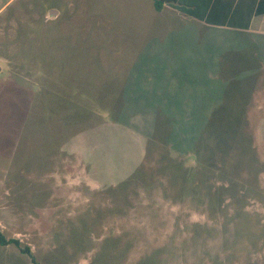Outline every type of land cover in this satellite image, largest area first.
Wrapping results in <instances>:
<instances>
[{
  "label": "rangeland",
  "instance_id": "rangeland-1",
  "mask_svg": "<svg viewBox=\"0 0 264 264\" xmlns=\"http://www.w3.org/2000/svg\"><path fill=\"white\" fill-rule=\"evenodd\" d=\"M0 232V264H264V40L0 0Z\"/></svg>",
  "mask_w": 264,
  "mask_h": 264
},
{
  "label": "crops",
  "instance_id": "crops-1",
  "mask_svg": "<svg viewBox=\"0 0 264 264\" xmlns=\"http://www.w3.org/2000/svg\"><path fill=\"white\" fill-rule=\"evenodd\" d=\"M167 1L164 7H171L181 15L205 26L264 40V0ZM187 8L203 16L205 20H200L181 11V9Z\"/></svg>",
  "mask_w": 264,
  "mask_h": 264
},
{
  "label": "trees",
  "instance_id": "trees-1",
  "mask_svg": "<svg viewBox=\"0 0 264 264\" xmlns=\"http://www.w3.org/2000/svg\"><path fill=\"white\" fill-rule=\"evenodd\" d=\"M166 2H168V1H167V0H155L154 4H155V8H156V10H157V11H161V10L163 9L164 4H165ZM181 11H182L183 13H186V14L190 15V16L196 17V18H198V19H200V20H205L203 16L198 15L196 12H194V11L188 9V8H187V9H181ZM0 242H1V244H3V245L16 244V245H18V246H21V243H20L19 240H17V239H9V240H8V239H6V238L3 236V234H2L1 232H0ZM23 252H25V253H27V254H29V255L31 256L32 261H33L34 264H39V263L36 261L35 257L33 256V253H32V251H31L30 248L27 247V248L23 249Z\"/></svg>",
  "mask_w": 264,
  "mask_h": 264
}]
</instances>
